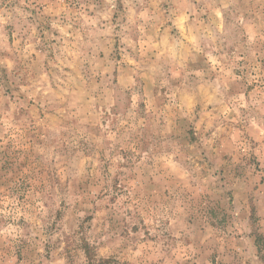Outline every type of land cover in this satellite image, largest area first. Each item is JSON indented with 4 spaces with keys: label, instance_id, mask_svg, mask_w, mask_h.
I'll return each instance as SVG.
<instances>
[{
    "label": "clouds",
    "instance_id": "clouds-1",
    "mask_svg": "<svg viewBox=\"0 0 264 264\" xmlns=\"http://www.w3.org/2000/svg\"><path fill=\"white\" fill-rule=\"evenodd\" d=\"M0 264H264V0H0Z\"/></svg>",
    "mask_w": 264,
    "mask_h": 264
}]
</instances>
